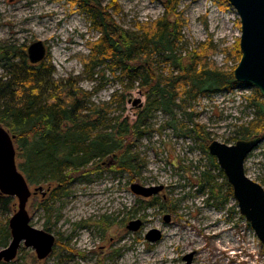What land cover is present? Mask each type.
Returning <instances> with one entry per match:
<instances>
[{"label": "rangeland", "instance_id": "obj_1", "mask_svg": "<svg viewBox=\"0 0 264 264\" xmlns=\"http://www.w3.org/2000/svg\"><path fill=\"white\" fill-rule=\"evenodd\" d=\"M112 1L100 0L105 6L112 5ZM115 5L117 12L112 8L109 12L124 29L133 30L163 15L160 0H115ZM177 12L183 21L181 51L189 54L206 44L211 50L206 63L233 71L240 60L236 52L240 24L235 10L219 0H180ZM98 37L88 13L72 0H0V44L28 47L41 41L46 47L42 62L53 69V81L91 92L92 104L105 111L112 123L127 120L133 124L145 106V92L136 86L130 88L128 81H122L117 72L105 66L92 76L84 66L88 44ZM155 67L167 73L163 65ZM2 73L0 68V77ZM253 90L242 84L232 92H219L174 107L173 115L153 112L146 120V133L126 142L136 159L132 173L113 170L117 157L112 155L101 161L102 173L91 174L88 182H76L55 193L52 188L42 187L44 195L33 194L26 210L30 225L43 230L47 227L56 243L44 260H38L32 248L21 244L13 262L185 264L190 258V264H264L262 244L233 198H225L226 188L217 171L211 170V175L219 186L218 200H209L200 181L201 172L211 168L204 146L214 140L235 143L236 126L251 119L247 97ZM195 124L202 127L208 139L188 131ZM244 171L264 185V137L247 156ZM132 184L162 189L144 198L131 192ZM13 213L14 207L11 212L0 210L2 227L8 225ZM135 220L142 222L140 229L127 230L126 225ZM211 222L215 230L221 231L215 237L210 234L212 228L207 227ZM150 230L160 232L158 241L145 239ZM173 233L176 237L167 239ZM189 237L204 253L195 255L184 248Z\"/></svg>", "mask_w": 264, "mask_h": 264}, {"label": "trees", "instance_id": "obj_2", "mask_svg": "<svg viewBox=\"0 0 264 264\" xmlns=\"http://www.w3.org/2000/svg\"><path fill=\"white\" fill-rule=\"evenodd\" d=\"M160 1L161 17L129 30L112 19L109 9L117 12L115 0L109 6L100 0H72L88 13L92 27L99 33L98 39L88 44L90 51L84 60L87 73L98 74L105 66L117 72L122 81H128L130 88L136 86L145 92V106L133 124L127 120L112 123L105 111L92 104L91 92L53 81L50 66L28 61L25 45L0 44V125L14 136L16 164L30 187L45 186L55 193L73 183L88 182L91 174L102 173L101 161L112 155L117 157L113 170L132 173L136 159L126 142L146 133V120L153 112L173 115L174 107L219 92H232L242 85L234 79L233 71L206 63L211 51L208 45H200L189 54L181 51L183 21L177 12L180 0ZM219 2L228 4L227 0ZM236 52L240 58L239 44ZM159 65L164 66L166 74L164 69L157 71L155 66ZM247 101L252 116L236 126L234 142L264 137V98L254 89ZM188 131L208 139L201 126L195 124ZM209 161L211 168L200 175L201 190H206L209 200H218L219 186L211 175V170H216L226 188L225 198L232 197L215 158L210 156ZM13 207L14 198L0 195L1 211L11 212ZM9 238L7 223L3 227L0 224V247H6Z\"/></svg>", "mask_w": 264, "mask_h": 264}, {"label": "water", "instance_id": "obj_3", "mask_svg": "<svg viewBox=\"0 0 264 264\" xmlns=\"http://www.w3.org/2000/svg\"><path fill=\"white\" fill-rule=\"evenodd\" d=\"M235 10L240 24L239 50L240 60L233 70L234 79L256 89L264 98V0H227ZM46 56V47L41 41H35L27 47V59L31 64L41 62ZM137 102H134V105ZM14 136L0 125V195L16 200L14 213L8 220L10 239L6 247L0 250V263L12 262L20 245L32 248L38 260H44L55 245V237L48 231L36 229L30 225L26 210L29 198L42 187L31 190L16 164ZM263 138L238 140L229 145L211 141L207 146L208 154L214 157L232 189V198L239 213L250 225L263 247L264 257V188L250 179L244 171L247 156L262 142ZM161 187L130 186L131 192L139 197L149 198L161 191ZM44 195V193H42ZM168 221V218H165ZM140 220L131 221L126 229L136 232L140 229ZM158 230H150L145 239L151 243L160 239ZM185 264H190L186 258Z\"/></svg>", "mask_w": 264, "mask_h": 264}, {"label": "bare ground", "instance_id": "obj_4", "mask_svg": "<svg viewBox=\"0 0 264 264\" xmlns=\"http://www.w3.org/2000/svg\"><path fill=\"white\" fill-rule=\"evenodd\" d=\"M213 224H214V222L208 223L207 227H211V228H212V231L210 232V234H211V236L215 237V236H216L217 234H219L221 231H217V230H215ZM166 237H167V239L170 240V239L176 237V234H175V233H173V234H169V235H167ZM195 243H196V241H195L193 238L189 237L188 239H186V240L184 241V248H190L191 250H193V252H194L195 255H198V254H202V253H204L203 251H201L200 248H198L197 246H195ZM238 246H240V243L238 244ZM219 247H220V246H219ZM163 259H164V258H163ZM165 259L168 260V257H166ZM206 264H208V263H206Z\"/></svg>", "mask_w": 264, "mask_h": 264}, {"label": "flooded vegetation", "instance_id": "obj_5", "mask_svg": "<svg viewBox=\"0 0 264 264\" xmlns=\"http://www.w3.org/2000/svg\"><path fill=\"white\" fill-rule=\"evenodd\" d=\"M56 242V241H55Z\"/></svg>", "mask_w": 264, "mask_h": 264}]
</instances>
